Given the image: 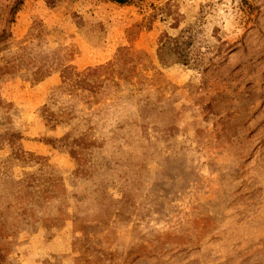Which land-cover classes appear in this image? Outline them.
Returning a JSON list of instances; mask_svg holds the SVG:
<instances>
[{"label": "rangeland", "instance_id": "1", "mask_svg": "<svg viewBox=\"0 0 264 264\" xmlns=\"http://www.w3.org/2000/svg\"><path fill=\"white\" fill-rule=\"evenodd\" d=\"M14 1L0 264H264V0Z\"/></svg>", "mask_w": 264, "mask_h": 264}, {"label": "trees", "instance_id": "2", "mask_svg": "<svg viewBox=\"0 0 264 264\" xmlns=\"http://www.w3.org/2000/svg\"><path fill=\"white\" fill-rule=\"evenodd\" d=\"M46 3L49 6H53L56 2L59 0H45ZM113 2L124 4L128 0H112ZM22 3V0H15L13 5L10 8V14L11 16L16 12L19 5ZM4 32L0 34V39L3 38ZM185 40H180L178 37H170L165 36V38L161 41V44L158 48V58L159 62L163 65H167V63H182L185 65H188L190 62L189 58L187 57L183 44ZM82 83H84L85 86H89L91 89V86L85 81V79H82Z\"/></svg>", "mask_w": 264, "mask_h": 264}]
</instances>
